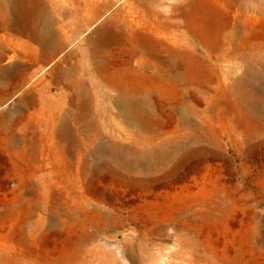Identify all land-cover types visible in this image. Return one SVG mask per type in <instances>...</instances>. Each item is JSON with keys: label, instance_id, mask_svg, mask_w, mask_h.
<instances>
[{"label": "rangeland", "instance_id": "1", "mask_svg": "<svg viewBox=\"0 0 264 264\" xmlns=\"http://www.w3.org/2000/svg\"><path fill=\"white\" fill-rule=\"evenodd\" d=\"M104 1L96 22L83 26L71 0H45L63 46L36 61L24 87L0 95V264H158L160 258L159 264H182L173 253L184 250L188 239L204 259L196 264H264V1L164 0L153 8L158 18L140 0ZM181 3L184 11L175 17L172 8ZM174 17L180 26L166 29L165 18ZM113 23L131 41L141 39L145 51L142 62L138 48L125 43L106 59L120 87L145 105L147 137L123 117L115 81L91 61L89 37ZM147 24L159 25L163 37L166 31L177 44L144 31ZM3 35L9 43L2 66L17 63L15 50L38 48L27 33L0 29ZM145 37L164 45L158 58L147 54ZM233 50L239 57L228 56ZM169 63L200 75L199 85L182 100L162 78L171 73ZM55 67L69 71L81 91L57 81ZM248 67L262 74L248 78L240 93L236 85ZM209 79L207 92L200 85ZM243 93L254 96L245 106ZM25 97L32 99L28 109L20 104ZM10 114L26 121L11 122ZM185 132L189 141L181 140ZM163 138L192 144L169 157L163 172L116 168L91 153L103 142L141 151Z\"/></svg>", "mask_w": 264, "mask_h": 264}, {"label": "bare ground", "instance_id": "2", "mask_svg": "<svg viewBox=\"0 0 264 264\" xmlns=\"http://www.w3.org/2000/svg\"><path fill=\"white\" fill-rule=\"evenodd\" d=\"M70 2L71 7L75 6V9L73 10L76 14L75 17L79 19L78 24H83V26H91L94 22L97 20L98 16V10L101 4H103L105 1L104 0H71ZM142 4L146 7L148 13L153 16L154 18L160 17V14L157 13L153 8L155 5H162L164 4V0H140ZM186 1V0H185ZM190 0H187V2ZM193 1V0H192ZM264 1V0H263ZM110 2V1H109ZM237 5V4H236ZM109 7V5H108ZM125 7V6H124ZM165 8V5L163 6ZM187 7V6H186ZM191 8V6H189ZM142 8V7H141ZM140 8V9H141ZM67 9V8H66ZM169 9V8H168ZM192 9V8H191ZM65 10V9H64ZM103 11V9H101ZM108 10V9H107ZM170 10V9H169ZM168 10V12H169ZM63 11V10H62ZM145 11V10H144ZM183 4H178L173 6L172 8V14L175 15H180L183 12ZM69 12V11H68ZM146 12V11H145ZM249 12V11H248ZM62 13V12H61ZM129 14V13H128ZM131 14V12H130ZM100 15V14H99ZM117 15V14H116ZM139 15V14H138ZM137 15V16H138ZM65 17V16H64ZM63 17V18H64ZM126 17V16H125ZM152 17V18H153ZM176 17V16H175ZM165 18L167 21L165 25H163L166 29H171L175 27L180 26V22L177 20V18ZM66 19V18H65ZM113 20V19H112ZM117 20V19H116ZM124 20V19H123ZM185 20L183 22V25L187 26L189 25V20ZM66 21V20H65ZM143 21V20H142ZM57 18L52 14V11L47 7L45 0H0V29H5V30H11L17 33H27L29 36H32L36 38L38 48L32 49V50H21L17 51L15 50V53L12 55V62H15L17 60V63L8 65V66H2L1 62L4 60V58L7 56V45L9 43V39L7 35H3L0 37V95H5L7 91L10 88L16 89L19 86L26 85L29 83V78L32 74L33 66L36 64V61L38 60H47L49 59L54 53H56L59 49H61L62 45V38L57 33L55 25L57 24ZM122 23V22H120ZM158 23V22H157ZM60 24V23H59ZM72 24V23H71ZM96 24V23H95ZM65 25V24H64ZM121 26V25H120ZM118 24H111L108 26H102L94 35L89 37L87 41V45L89 47V52H90V57L91 61L93 64V67L98 70L99 73L106 74L105 72L107 71L108 74L104 75L107 80H110V82L113 80L115 81L114 88L119 90V94L115 98V102L118 105V107L121 109L123 112L122 115L126 119V121H129L138 131L140 135L145 132L144 137H147L146 133L149 132V125L145 120V114L146 110L145 105H143L140 100L132 96V93L129 91L125 90L124 88L122 89L120 87L121 81L118 79L115 80L114 75L109 74V66L110 63L108 62L107 55H110L114 53L116 50H118V47L125 44L129 43L130 47L134 46L135 48H138V53L140 54V57L143 62V53L145 51L141 50V39H136L133 41L128 39L127 34L120 33L118 30L120 28ZM155 25H146L144 28V31L146 30L148 33H151L152 35H155L157 38L159 36L163 37V34L160 31V26L157 25V27H154ZM76 28V27H74ZM187 28V27H186ZM81 29V28H80ZM162 29V28H161ZM191 29V28H190ZM235 29V28H234ZM129 30V29H128ZM135 30V29H134ZM72 31V30H71ZM74 31V30H73ZM121 31V30H120ZM69 32V31H68ZM133 32V31H132ZM187 32V31H186ZM67 33V32H66ZM131 33V31H130ZM164 33V31H163ZM132 34V33H131ZM192 34V33H191ZM234 34V33H233ZM72 35V34H71ZM129 35V34H128ZM134 35V34H133ZM169 34L166 33V37H163V39L167 43H173L177 44V39L172 40V36H168ZM235 35V34H234ZM26 36V35H25ZM70 36V35H69ZM77 36V35H76ZM194 36V35H193ZM67 37V36H66ZM74 37V36H73ZM72 37V38H73ZM150 37V36H149ZM152 37V36H151ZM155 38V39H157ZM192 38V37H191ZM230 38V43L233 44V38ZM12 40V39H11ZM172 40V41H171ZM228 40V39H227ZM143 41L146 43L147 47V54L152 59L158 58V53L160 44L158 40L157 42L145 37L143 38ZM193 41V39H192ZM204 41V40H203ZM8 42V43H7ZM181 42V41H180ZM162 43V42H161ZM206 43V42H205ZM187 44V42H186ZM189 44V42H188ZM194 44V42L192 43ZM127 45V44H126ZM85 46V45H84ZM125 46V45H124ZM195 47V46H194ZM84 48V47H83ZM196 48V47H195ZM209 48L210 45H209ZM88 49V48H87ZM212 50V48H211ZM59 52V51H58ZM120 52V51H119ZM230 54L228 55L229 57H239L238 53L236 51H229ZM86 53V52H85ZM163 53V52H162ZM180 53V52H179ZM207 53V52H206ZM83 54V52H82ZM129 55V53H128ZM137 55V54H136ZM210 55V54H209ZM217 56V55H216ZM220 56V55H219ZM125 57V56H124ZM215 57V56H214ZM165 58V57H164ZM216 58V57H215ZM167 59V58H166ZM169 59V58H168ZM231 59V58H230ZM229 59V60H230ZM146 61V60H145ZM171 61V60H170ZM207 61V60H206ZM222 61V60H221ZM224 61V60H223ZM226 61V60H225ZM90 62V60H89ZM140 62V61H139ZM163 64L164 62H169L166 60L161 61ZM177 62V61H176ZM138 63V62H137ZM178 63V62H177ZM40 64V63H39ZM43 64V63H41ZM158 64V63H156ZM209 65L211 64L210 62L208 63ZM251 64V63H250ZM127 65V64H125ZM137 65V64H136ZM145 67H149V64L147 65V62L143 63ZM162 64H160L158 67L159 69L161 68ZM173 65V64H171ZM170 63L168 66H170V71L171 73L166 74L165 77L162 76V78H165V81L168 83L169 86H172L173 84V89L175 94L182 100L183 97H185L188 93L192 92L195 85L197 84V79H199L200 75L199 73H196L195 70L188 69L186 72H182L179 69V66L173 65L171 66ZM204 65V64H203ZM253 65V64H252ZM256 65V64H255ZM206 66L209 69V73L212 75H216L218 79L220 80L221 77L218 76L217 71L215 69H212V67ZM218 66V65H217ZM254 66V65H253ZM260 66V65H259ZM262 66V65H261ZM260 66V67H261ZM164 67V66H163ZM73 68V67H72ZM69 68V69H72ZM152 68V67H151ZM168 68V67H167ZM206 68V67H205ZM255 68V69H254ZM248 67L246 75L243 79H240L236 85L237 91L241 93L242 87L247 84V79L249 78H260L262 71H259L256 69V67ZM263 68V67H262ZM40 69V68H39ZM143 69V68H142ZM204 69V68H203ZM260 69V68H259ZM38 70V69H37ZM148 70V69H146ZM72 71V70H71ZM126 71V70H125ZM128 71V68H127ZM163 71V70H162ZM53 73H59L57 74V81L60 83L64 84V86L68 87L71 90H74L75 92H80L81 90L77 89V84H74V82L70 79L69 71L65 70H59L57 67L52 69ZM167 72V71H166ZM169 72V71H168ZM206 72V71H205ZM118 73V72H117ZM120 73V72H119ZM34 74V73H33ZM72 74V73H71ZM123 74V73H122ZM226 74V73H225ZM55 75V74H54ZM124 75V74H123ZM127 75V73H126ZM145 75V74H144ZM159 75V74H158ZM116 76V75H115ZM143 76V75H142ZM141 76V77H142ZM151 76V75H150ZM222 76V75H221ZM244 75H242L243 77ZM118 77V76H117ZM140 77V76H138ZM227 77V76H226ZM264 77V76H263ZM114 78V79H113ZM120 78V77H118ZM240 78V77H239ZM33 79V78H32ZM122 79V78H121ZM152 79V78H151ZM154 79V78H153ZM215 79V78H214ZM225 80V78H224ZM251 80V79H250ZM36 81V80H35ZM154 81V80H153ZM218 81V80H217ZM221 81V80H220ZM236 81V82H237ZM150 82V81H149ZM202 85H200V88L202 90H205L208 92L209 86L211 83H213L212 79L209 80H203ZM226 82V80H225ZM32 83V82H31ZM80 83V82H79ZM148 83V82H147ZM107 84V83H106ZM126 84V83H125ZM151 84V83H150ZM159 84V83H158ZM162 86V83H160ZM37 85V84H36ZM30 86V85H29ZM35 87H38L35 86ZM51 85H47L46 88L50 89ZM152 87V86H151ZM121 88V89H120ZM146 90V88H144ZM148 89V88H147ZM235 89V90H236ZM246 89V88H245ZM245 89H243L245 91ZM21 90V89H20ZM16 91V90H15ZM73 91V92H74ZM148 91V90H147ZM146 91V92H147ZM150 91V89H149ZM37 92V91H36ZM137 92L136 89H133V93ZM154 92V90H153ZM157 92V91H156ZM243 92V91H242ZM253 92V91H252ZM38 93V92H37ZM149 93V92H148ZM22 94V93H21ZM85 94V93H84ZM146 93H144L145 95ZM191 94V93H190ZM81 95V94H79ZM153 95V94H152ZM84 96V95H83ZM151 96V95H150ZM21 97V96H20ZM80 97V96H79ZM82 97V96H81ZM240 101L243 106L245 104L248 105V100L251 99L254 96H249L248 93H243L240 94ZM261 97V96H260ZM26 98V97H25ZM148 98V95H147ZM153 98V97H152ZM189 99V97H187ZM259 98V97H258ZM43 99V98H42ZM185 99V98H184ZM261 99V98H260ZM144 100V99H143ZM148 100V99H147ZM146 100V101H147ZM190 100V99H189ZM145 101V103H146ZM260 101V100H259ZM150 102V99L149 101ZM152 103V101H151ZM186 102L184 101V104ZM17 104V103H16ZM20 104L23 107V105L27 108L30 104H32V99L27 97L25 100L24 98L20 100ZM183 104V103H182ZM183 104V105H184ZM150 105V104H149ZM185 106V105H184ZM190 106V105H188ZM17 107V105H16ZM41 107V106H40ZM45 108V107H44ZM28 109V108H27ZM42 110V109H41ZM29 111V110H28ZM48 111V110H47ZM259 111V110H257ZM50 112V110H49ZM32 113V112H31ZM47 113V112H46ZM254 113V112H253ZM28 114V113H27ZM35 114V113H34ZM155 115V113L153 112ZM260 114V113H259ZM32 115V114H30ZM47 115V114H46ZM264 115V114H263ZM156 116V115H155ZM251 116V115H250ZM15 116L13 114L9 115L8 120L11 122H16L15 120L21 119L25 120V118L21 116L14 118ZM34 117V116H33ZM255 117V115H254ZM30 118V116H29ZM48 118V117H47ZM80 118V116H79ZM32 119V118H31ZM41 119V118H40ZM258 120V119H257ZM26 121V120H25ZM66 122V121H65ZM262 122V121H261ZM15 126V125H14ZM130 127V126H129ZM178 127V126H177ZM188 127V126H187ZM184 127V128H187ZM181 128V127H180ZM178 130V129H177ZM188 130V129H187ZM192 130V129H191ZM72 131V130H70ZM132 132V131H131ZM193 132V130H192ZM174 133V132H173ZM135 134V133H134ZM175 134V133H174ZM173 134V135H174ZM178 134V132H177ZM76 135V134H74ZM91 135V134H89ZM93 135V134H92ZM138 135V134H137ZM163 135V134H162ZM181 135V134H180ZM193 135V133H192ZM190 134L189 132H185L181 136V140L183 138H186V140L189 141ZM78 137V135H77ZM136 137V135H135ZM134 137V138H135ZM164 137V135H163ZM167 137V133H166ZM198 137V135H197ZM196 137V138H197ZM200 137V136H199ZM122 138V137H121ZM133 138V137H132ZM155 138V137H154ZM162 138V137H161ZM175 138V137H174ZM178 138V137H176ZM195 138V137H194ZM195 139H191L192 142H196ZM72 139V138H71ZM78 139V138H77ZM84 139V138H83ZM87 139V138H86ZM138 139V138H137ZM136 139V140H137ZM148 139V138H147ZM95 140V139H94ZM139 140V139H138ZM144 140V139H143ZM173 141L164 139L158 143L157 145L153 147H146L139 150H134L131 148H125L117 145L116 143H109V142H103L98 145H94L91 149L92 155L96 158L99 159L100 161H105V163L108 164H113L117 168H121V166H127V167H133L134 172H139L140 168L147 171V172H153L155 170H160L161 166L164 165L168 161L169 157H176V154L179 153L180 151L187 152L189 149H191L192 144L188 141ZM199 140H201L199 138ZM145 141V140H144ZM149 140H147L148 142ZM202 141V140H201ZM87 142V141H86ZM86 142L84 144H86ZM203 142V141H202ZM30 143V141H29ZM32 143V142H31ZM31 143L29 145H31ZM39 143V142H37ZM205 143V142H204ZM34 144V142H33ZM32 144V145H33ZM42 144V143H40ZM144 144V142H143ZM146 144V142H145ZM195 144H198L196 142ZM194 144V145H195ZM83 145V144H82ZM140 145V144H139ZM205 145V144H204ZM34 146V145H33ZM72 146V145H71ZM26 147V146H25ZM29 147V146H28ZM35 147V146H34ZM42 147V146H41ZM79 147V146H78ZM197 147V146H196ZM31 148V147H30ZM82 147H80L81 149ZM188 149V150H187ZM197 149V148H195ZM67 150V149H66ZM186 150V151H185ZM41 151V150H40ZM76 152V151H74ZM89 152V151H88ZM193 152V151H192ZM37 153V152H36ZM40 153V152H39ZM190 153V152H189ZM188 154V153H187ZM83 155V154H82ZM186 155V154H185ZM191 155V154H190ZM189 155V156H190ZM37 156V155H36ZM41 156V155H40ZM43 156V155H42ZM187 156V155H186ZM191 157V156H190ZM194 157V156H193ZM192 157V158H193ZM173 158V157H172ZM184 160L186 158H183ZM94 160V159H93ZM171 160V159H170ZM173 160V159H172ZM98 161V160H97ZM170 162V161H169ZM187 162V161H186ZM90 163V162H89ZM92 163V162H91ZM172 163V161H171ZM184 163V162H183ZM102 164V163H101ZM178 164V163H177ZM92 165V164H91ZM107 165V164H105ZM104 166V165H103ZM179 166V165H178ZM176 165V167H178ZM183 164L181 165V167ZM113 167V166H112ZM174 167V166H173ZM192 167V166H191ZM170 168V167H169ZM180 168V167H179ZM123 169V168H122ZM130 169V168H129ZM128 169V170H129ZM167 169V168H166ZM183 169V168H182ZM118 170V169H117ZM163 170V169H162ZM169 170V169H168ZM177 170V169H174ZM192 170V169H191ZM113 171V170H112ZM132 171V170H131ZM161 171V170H160ZM166 171V170H165ZM116 172V171H114ZM123 172H126L123 170ZM130 172V171H129ZM156 172V171H155ZM163 172V171H161ZM172 172V171H171ZM170 172V173H171ZM189 172V171H186ZM191 172V171H190ZM119 173V172H118ZM117 173V174H118ZM150 173V175H151ZM132 174V173H130ZM155 174V173H154ZM158 174V173H157ZM183 174V173H182ZM184 175V174H183ZM186 176V175H185ZM187 177V176H186ZM150 181V180H149ZM148 183V182H147ZM193 210V209H192ZM191 210V211H192ZM189 215V213H188ZM188 217V216H187ZM186 218V217H185ZM182 220V219H181ZM189 221V220H188ZM187 222V221H186ZM192 222V221H191ZM166 232V231H165ZM169 237V236H168ZM144 239V238H143ZM174 239V237H173ZM186 240V239H185ZM156 241V240H155ZM161 241V240H160ZM164 242V241H163ZM195 242V241H194ZM153 243V242H152ZM131 244V243H130ZM165 246V244H164ZM161 247V246H160ZM158 248V246H157ZM173 249V248H172ZM163 250V249H162ZM132 251V250H131ZM153 251V250H152ZM172 251V250H171ZM204 251V250H203ZM165 252V251H162ZM196 252V247L194 244H192L191 240H186V245L184 250L182 249L180 252L174 251L173 256L178 255L180 256L182 260V264H196L202 262L204 259L200 258L197 256ZM166 253V252H165ZM155 254V253H154ZM157 254V253H156ZM164 254V253H163ZM170 255V254H169ZM159 256V255H158ZM172 256V254H171ZM165 258V257H164ZM162 257V260L164 259ZM161 259V258H160ZM159 259V260H160ZM175 259V258H174ZM158 260V264H159ZM115 261V260H114ZM167 261V260H165ZM176 262V261H175ZM181 262V261H180ZM186 262V263H185ZM153 264V263H152ZM181 264V263H178Z\"/></svg>", "mask_w": 264, "mask_h": 264}]
</instances>
